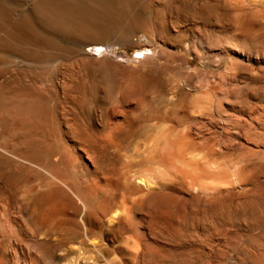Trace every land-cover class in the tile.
<instances>
[{"label":"rangeland","instance_id":"obj_1","mask_svg":"<svg viewBox=\"0 0 264 264\" xmlns=\"http://www.w3.org/2000/svg\"><path fill=\"white\" fill-rule=\"evenodd\" d=\"M31 1L0 0V136L16 107L52 140L0 165V264H264V0L80 1L111 18L67 31ZM56 184L74 201L48 219L36 193Z\"/></svg>","mask_w":264,"mask_h":264},{"label":"bare ground","instance_id":"obj_2","mask_svg":"<svg viewBox=\"0 0 264 264\" xmlns=\"http://www.w3.org/2000/svg\"><path fill=\"white\" fill-rule=\"evenodd\" d=\"M80 1H84V2H88V3H91V7H93L94 9H97L98 8V6L99 7H105L106 8V10L108 9V10H112L113 8H111L112 6H117L118 7V9L121 7V6H123V8H121V9H124V8H126L127 6H129V1L130 0H47V1H36V0H33V1H31V4H30V11L32 10V12H33V15L38 19V20H40V21H42L43 23H45V24H47V26L48 27H51V28H60V29H62V30H66L67 28H73V27H85V26H87L89 23H93V21L94 22H97L96 21V19L97 18H103V17H105L104 15H106V17H109V16H107V13L106 14H104L105 13V11L103 10V11H101V12H104V13H102V14H99L100 13V11L97 13V12H95V13H93V14H86V13H84V10H83V8L81 7V3H80ZM132 1V0H131ZM118 9H117V11H118ZM120 9V10H121ZM99 9H97V11H98ZM102 10V9H101ZM119 10V11H120ZM93 11V10H92ZM114 11H116V10H114ZM123 11H125V10H123ZM106 12H108V11H106ZM111 12V11H110ZM126 13V12H125ZM111 13H109V15H110ZM113 15V14H112ZM92 18V19H91ZM111 17H109V18H107V19H110ZM115 18H117V17H115ZM112 19H114V17H112ZM97 20H99V19H97ZM115 20V19H114ZM118 20V19H117ZM117 20H116V22H117ZM121 20V19H120ZM54 30V29H53ZM67 31V30H66ZM100 41L101 40H98V39H96V38H93V39H89V41H88V43L89 44H91L93 47L91 48V52H90V54H91V56L92 57H94V58H96V57H99V56H102L103 57V55H104V53H103V48H102V46L100 47ZM105 52V51H104ZM106 54V53H105ZM152 56H148V54L147 53H144V51H137V56H135V57H133V59H132V61H134V62H137V63H141V62H145V67H144V69H147L148 68V70H149V68L151 69V68H153V67H155V59L152 57ZM152 59H154L155 61L153 62L152 61ZM142 64V63H141ZM156 68V67H155ZM143 69V68H142ZM148 70H146L148 73H149V71ZM152 70V69H151ZM150 70V71H151ZM154 71V70H153ZM146 73V72H145ZM14 105V104H13ZM3 108H4V106H3ZM2 108V109H3ZM20 112V110L18 109V108H16V107H10L9 109H7V113L9 114V116H10V119H9V121H8V133L7 134H3V135H1L0 136V165H11V163L13 164V166H12V168H13V170L14 171H19V170H21L22 171V169H24V164H22V160H24V161H26V160H29V157H30V155H29V153L30 152H33V151H35L36 152V150L35 149H33V148H31L32 146H30V143L31 142H41V144L43 143H45V142H47V141H49L50 139H51V137L49 136L50 134H51V132L48 130L47 131V128L49 129V127L47 126V128L44 126L43 127V123L44 122H47L46 120L42 123V125H41V122L39 123L38 121H39V119L36 117V119L38 120V121H36V120H34V119H32L33 118V116L32 117H30V114L28 115V114H24L23 112H22V114L21 113H19ZM32 111V110H31ZM30 112V111H29ZM31 113V112H30ZM34 113L35 112H33L32 113V115H34ZM35 114H37V113H35ZM40 114V113H39ZM118 115V114H117ZM6 116V115H5ZM37 116H38V114H37ZM44 119H47V118H44ZM111 120V119H110ZM43 121V120H42ZM53 121V120H52ZM55 121V120H54ZM26 122V123H25ZM109 122V121H108ZM22 123L24 124L25 123V125L27 124L28 125V123H30V125H31V127H30V129H27L26 127H27V125L25 126L24 125V128H26V129H24L22 126ZM53 123H55V122H53ZM52 123V124H53ZM65 123V122H64ZM118 123V122H117ZM47 124V123H46ZM71 124V123H70ZM29 125V126H30ZM49 125V124H48ZM115 125V124H114ZM51 126H53V125H51ZM69 126V125H68ZM72 126V125H71ZM77 126V125H76ZM110 127H111V125H109ZM54 127V126H53ZM109 127V128H110ZM115 127V126H114ZM46 128V129H45ZM51 128V127H50ZM107 128V127H106ZM111 128H113V127H111ZM110 128V129H111ZM73 129V128H72ZM110 129H109V131H108V133H110ZM115 129V128H114ZM113 129V130H114ZM75 130V129H74ZM107 130V129H106ZM72 131V130H71ZM83 131V130H82ZM111 131H112V129H111ZM115 131V130H114ZM122 131V130H121ZM50 134H49V133ZM57 132V131H56ZM68 132V131H67ZM78 132V131H77ZM80 132V131H79ZM78 132V133H79ZM120 132V131H119ZM119 132H116V133H118L119 134ZM116 133H114L113 132V136H114V134H116ZM2 134V133H1ZM85 134V133H84ZM112 134V133H111ZM77 135V134H76ZM79 135V134H78ZM104 135V134H103ZM117 135V134H116ZM121 135H126V133L125 134H121ZM54 136V135H53ZM69 136V135H68ZM57 137V136H56ZM92 137V136H91ZM103 137V136H102ZM105 137H106V134H105ZM110 137V136H109ZM117 138H115L114 137V140L116 139V141H117V139H118V135L116 136ZM122 137V136H121ZM73 138V137H72ZM120 138V137H119ZM79 139V138H78ZM103 139V138H102ZM182 139V138H181ZM180 139V140H181ZM52 140V139H51ZM60 140V139H59ZM104 140V139H103ZM173 140V139H172ZM178 140V139H177ZM176 140V141H177ZM179 140V141H180ZM119 141V140H118ZM112 142V141H111ZM52 144H53V142H51ZM57 143V142H56ZM181 143V142H180ZM33 144V143H32ZM48 144V143H47ZM50 144V143H49ZM93 144V143H92ZM97 144V143H96ZM114 144H115V142H114ZM38 145V144H37ZM98 145V144H97ZM112 145V144H111ZM157 145V144H156ZM181 145V144H180ZM50 146V145H49ZM52 147V146H51ZM68 147V146H67ZM119 147H121V146H119ZM39 148H41V147H39ZM178 148H180V147H178ZM42 149V148H41ZM88 149V148H87ZM87 149H85V151L87 150ZM176 150H177V148H176ZM182 150H183V148H182ZM181 150V151H182ZM42 151H43V149H42ZM41 151V152H42ZM51 151V150H50ZM84 151V152H85ZM88 151H89V149H88ZM88 151H86V152H88ZM149 152H150V150H148ZM173 151V150H172ZM171 151V152H172ZM61 152V151H60ZM28 153V154H27ZM48 153H49V151H48ZM94 153V152H93ZM180 153V152H179ZM86 154V153H85ZM88 154H89V152H88ZM177 154H178V152H177ZM28 155V156H27ZM32 155H34V153L33 154H31V156ZM45 155H46V153H45ZM87 155V154H86ZM93 155V154H92ZM187 155V154H186ZM191 155V154H190ZM188 156V158L190 157L191 158V160H197L196 158L194 159V157H193V154H192V156ZM36 156V155H35ZM89 156H91V154L90 155H88V157ZM94 156V155H93ZM34 156H32V158H33ZM37 157V156H36ZM95 157V156H94ZM96 158V157H95ZM95 158H94V160H95ZM164 158H165V156H164ZM164 158H163V160H164ZM181 158H182V156H181ZM186 158V157H185ZM31 159V158H30ZM60 159V158H59ZM92 160H93V158H91ZM97 159V158H96ZM167 159V158H166ZM58 160V159H57ZM98 160V159H97ZM126 160V159H125ZM130 160V159H129ZM190 160V159H189ZM60 161H62V160H60ZM89 161H91V160H89ZM96 161V160H95ZM128 161V160H127ZM141 161V160H140ZM58 162V161H57ZM56 162V163H57ZM123 162V161H122ZM193 163H194V161H192ZM191 162V163H192ZM61 163V162H60ZM57 165H58V163H57ZM62 165V164H61ZM109 165V164H108ZM130 165V164H129ZM191 165H193V164H191ZM58 166H60V165H58ZM57 166V167H58ZM93 166H95V165H93ZM124 166V165H123ZM54 167V166H53ZM61 167H63V166H61ZM59 169H61V168H59ZM64 169H66V168H64ZM98 169V168H97ZM108 169V168H107ZM11 170V169H10ZM12 170V171H13ZM96 170V169H95ZM41 171V170H40ZM58 171H60V170H58ZM58 171H56V172H58ZM130 171V170H129ZM96 172V171H95ZM123 172V171H122ZM19 173V172H18ZM62 173H64V171L62 172ZM103 173V172H102ZM204 173V172H203ZM208 173V172H207ZM125 175V174H124ZM204 175V174H203ZM34 176H35V174H34ZM140 175H138L137 177H139ZM207 176V175H206ZM199 178H200V176H199ZM203 178V177H202ZM207 179H208V177H207ZM212 179V178H211ZM110 180V179H109ZM118 180V179H117ZM139 180H140V178H139ZM203 180V179H202ZM205 180V179H204ZM105 181V180H104ZM112 181V180H111ZM145 181V180H144ZM194 181H196V178H195V180ZM208 181V180H207ZM35 182V178H34V181H33V183ZM67 181H65V183H66ZM68 182H71V181H68ZM113 182H114V180H113ZM147 182V181H146ZM206 182V181H205ZM71 183H73V182H71ZM71 183H67V184H71ZM109 183V182H108ZM115 183V182H114ZM137 183V182H136ZM144 183V182H143ZM193 183V182H192ZM195 183V182H194ZM202 183V182H201ZM62 184V183H61ZM64 184V183H63ZM74 184V183H73ZM120 184V183H119ZM200 184V183H199ZM209 184H210V182H209ZM37 185V184H36ZM35 185V183H34V185L32 184V186L34 187H37ZM143 185V184H142ZM58 187V184H56L55 186H53V189H47V190H44V191H38L36 194V204H34L35 206H34V208L36 207L37 209L39 208V209H42V208H44V209H42V210H45L44 211V213H46L45 215H47V218H48V215H52V213H54V215H55V213L57 212V211H55V210H58V212L59 211H64L65 210V206H66V203L64 204L63 202H65L64 201V197L62 198V195L61 196H59V193L57 192V191H55L54 190V187ZM65 186V185H64ZM64 186H60L59 185V187H60V190H64V188H62L61 189V187H64ZM71 186H72V184H71ZM74 186V185H73ZM76 186V185H75ZM74 186V187H75ZM128 186V185H127ZM131 186V188H132V184L130 185ZM134 186H135V184H134ZM140 186V185H139ZM199 186V185H198ZM200 186H202V187H200V188H203V187H205L204 189H207V188H209V187H207V186H205V185H202V184H200ZM31 187V186H30ZM34 187V188H35ZM56 187V188H57ZM69 187V186H68ZM73 187V188H74ZM116 186H115V184H108V185H106L105 186V189L107 190V192H111L112 190H114V188H115ZM144 187L145 186H143V189H144ZM33 188V189H34ZM52 188V187H51ZM66 188V187H65ZM78 188V187H77ZM122 188V187H121ZM149 188H151V187H149ZM32 189V190H33ZM36 189V188H35ZM35 189H34V191H35ZM70 189H71V187H70ZM76 189V188H75ZM146 189V188H145ZM152 189V188H151ZM150 189V190H151ZM57 190H59V188L57 189ZM59 190V191H60ZM66 190H68V189H66ZM74 190V189H73ZM79 190V189H78ZM105 190V191H106ZM69 191V190H68ZM67 191V192H68ZM75 191V190H74ZM73 191V192H74ZM101 191V190H100ZM58 194H57V193ZM66 192V191H65ZM80 192V191H79ZM146 192V191H145ZM151 192V191H150ZM149 192V193H150ZM72 193V192H71ZM96 193V192H95ZM72 194H74V193H72ZM122 194V193H121ZM2 195H4V194H2ZM6 195V194H5ZM75 195V194H74ZM77 195V194H76ZM79 196V197H78ZM78 196H76V199H77V197H78V201L79 200H81L83 203H82V205H83V207L84 208H86V206L87 205H85V202H86V200L85 199H83L82 197H81V199H80V193H79V195ZM131 196V195H130ZM97 197V196H96ZM0 198H1V195H0ZM66 198V197H65ZM68 198V197H67ZM66 198V199H67ZM2 199H4V198H2ZM2 199H0V202L2 203ZM65 199V200H66ZM68 199H72V201H74V198H70V196H69V198ZM113 199V198H112ZM115 199V198H114ZM84 200H85V202H84ZM4 201V200H3ZM68 201H70V200H68ZM124 201V200H123ZM71 202V201H70ZM80 202V201H79ZM125 202H126V200H125ZM102 203V202H101ZM2 204H4V202L2 203ZM63 204L65 205L64 207L65 208H63L64 210H62V207H63ZM71 204H73V203H71ZM80 204V203H79ZM134 204H136V203H134ZM134 204H133V206H134ZM114 205V204H113ZM0 206H2V205H0ZM4 206H6V205H4ZM69 206H70V204H67V209L68 210H70L69 209ZM77 206V205H76ZM75 206V207H76ZM81 206V205H80ZM77 207V208H79L78 210L80 211V213H81V210H80V208L82 209V207ZM88 206H89V204H88ZM3 207V206H2ZM71 207V206H70ZM125 207V206H124ZM47 208V209H46ZM72 208V207H71ZM74 208V207H73ZM88 208V207H87ZM129 208H130V206H129ZM66 209V210H67ZM88 209H90V208H88ZM84 210V213L86 214V212L88 213L89 212V210ZM2 210H5V209H2ZM42 210H39V213H42L43 211ZM74 210H75V208H74ZM92 210V209H91ZM101 210H102V208H101ZM117 210V209H116ZM41 211V212H40ZM52 211H55V212H52ZM94 210H92V211H90V212H93ZM115 211V210H114ZM118 211V210H117ZM120 211V210H119ZM118 211V212H119ZM35 212H37V211H35ZM67 212V211H66ZM70 212V214L72 213V212H75V211H69ZM121 212V211H120ZM39 213H37V214H39ZM48 213H50V214H48ZM60 213V212H59ZM79 213V212H78ZM82 213H83V211H82ZM94 213H96L95 211H94ZM113 213L114 212H112L111 214H112V218L110 217V216H108V218H109V220L111 221V219H113V220H115V218L114 217H116V216H114L113 217ZM115 213H116V211H115ZM114 213V214H115ZM69 214V215H70ZM73 214V213H72ZM91 215H92V213H90ZM102 214V213H101ZM100 214V215H101ZM110 214V213H109ZM108 214V215H109ZM110 214V215H111ZM40 215V214H39ZM38 215V216H39ZM44 215V214H43ZM58 215H60V214H58ZM63 215V214H62ZM61 215V217L63 218V216ZM65 215V214H64ZM82 215V214H81ZM87 215H89V214H87ZM90 215V216H91ZM100 219H101V217L98 215V214H96ZM121 215H122V213H121ZM68 216V215H67ZM84 216V219H85V217H86V215H83ZM82 216V217H83ZM89 216V217H90ZM93 216V215H92ZM91 216V217H92ZM96 216V217H97ZM5 217V216H4ZM41 218L43 217V219H45V217L46 216H40ZM60 217V218H61ZM91 217H90V219H91ZM119 217H120V215H119ZM147 217V216H146ZM50 218V217H49ZM48 218V219H49ZM94 218V217H93ZM92 218V219H93ZM98 218V219H99ZM121 218H122V216H121ZM1 219H2V217H1ZM43 219H41V220H43ZM59 219V218H58ZM57 219V220H58ZM66 219H67V217H66ZM96 220H97V218H95ZM105 219V218H104ZM64 220V219H63ZM62 220V221H63ZM109 220H106L105 219V221H109ZM112 220V222L113 223H115L114 221ZM119 220V219H118ZM117 219H116V221H118ZM44 221H48L47 219L46 220H44ZM43 221V222H44ZM59 221V220H58ZM60 221H61V219H60ZM73 221H75L76 222V220H73ZM86 221V220H85ZM84 221V222H85ZM89 221V220H88ZM100 221V220H99ZM98 221V223H100ZM103 221V220H102ZM101 221V222H102ZM2 222V221H1ZM42 222V221H41ZM64 223H65V220L63 221ZM68 221H66V223H67ZM69 222H71V221H69ZM74 222V223H75ZM96 222V221H95ZM112 222H109L110 224H112ZM126 222H128V221H126ZM59 223V222H58ZM60 223H62V222H60ZM60 223H59V225H60ZM63 223V224H64ZM77 223V222H76ZM80 223V222H79ZM79 223H77V225H79ZM103 223V222H102ZM106 223V222H105ZM63 224H61V225H63ZM69 224H71V223H69ZM115 224H117V223H115ZM115 224H113V225H115ZM124 224V223H123ZM122 224V225H123ZM68 225V224H67ZM72 225V224H71ZM70 225V226H71ZM75 225V224H74ZM86 225V224H85ZM105 225V224H104ZM130 225V224H129ZM69 226V225H68ZM69 226V227H70ZM76 226V225H75ZM65 227H67V226H65ZM73 228H74V226H72ZM78 227H80V226H78ZM78 227H76V228H78ZM85 227V226H84ZM94 227V226H93ZM100 227V226H99ZM107 227H110V225H108ZM113 227V226H112ZM110 230L112 229L111 227L109 228ZM110 230H106V232L107 231H110ZM116 230V229H115ZM114 230V231H115ZM112 231V230H111ZM107 234H109V233H107ZM113 234V233H112ZM111 234V235H112ZM116 234V233H115ZM114 234V235H115ZM117 236V235H116ZM102 237H104V236H102ZM119 237H121V236H119ZM118 238V237H117ZM128 238V237H127ZM130 238L131 237H129V239L128 240H126L125 238L124 239H122L123 240V242L125 243V242H128V241H130ZM133 238V239H132ZM131 238V241H130V243L128 242V245L130 246V244L132 243V240H134L135 239V237H132ZM116 239V238H115ZM101 242H102V238H100L99 239ZM135 241H136V239H135ZM135 241H134V244H135ZM113 242V241H112ZM121 242V241H120ZM99 243V242H98ZM104 243H105V241H104ZM116 243V242H115ZM133 243L131 244V245H134ZM95 245V244H94ZM99 245V244H98ZM103 246H104V244H102ZM108 246V243L107 244H105V246ZM111 245H113V244H111ZM110 245V246H111ZM128 245H126V246H128ZM104 246V247H105ZM109 246V247H110ZM122 246V245H121ZM94 247V246H93ZM101 247V246H100ZM118 247H120V245L118 246ZM122 247H124V244H123V246ZM81 248V247H80ZM98 248H99V246H98ZM97 248V249H98ZM105 248H107V247H105ZM111 248V247H110ZM114 248V247H113ZM124 248H127V247H124ZM132 248V247H131ZM109 249V248H108ZM117 249V247L115 248V250ZM102 249H98V251H101ZM106 250V249H105ZM110 250V249H109ZM127 250V249H126ZM80 251V250H79ZM96 251V250H95ZM102 251H104V250H102ZM114 251V250H113ZM84 252V251H83ZM97 252V251H96ZM118 252H119V249H118ZM122 252H124V251H122ZM96 254V253H95ZM98 254V253H97ZM122 254V253H121ZM80 256V255H79ZM100 257V256H99ZM83 259H85V258H83ZM88 260V259H87ZM70 261V260H69ZM69 261H68V264H69ZM72 261V260H71ZM73 262V261H72ZM87 263V262H86ZM64 264H66V263H64ZM72 264V263H71ZM75 264V263H74Z\"/></svg>","mask_w":264,"mask_h":264}]
</instances>
